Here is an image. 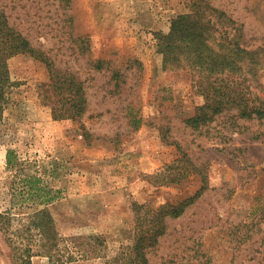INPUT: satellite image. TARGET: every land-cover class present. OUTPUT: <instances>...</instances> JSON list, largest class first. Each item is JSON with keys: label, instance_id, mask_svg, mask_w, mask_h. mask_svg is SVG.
<instances>
[{"label": "rangeland", "instance_id": "rangeland-1", "mask_svg": "<svg viewBox=\"0 0 264 264\" xmlns=\"http://www.w3.org/2000/svg\"><path fill=\"white\" fill-rule=\"evenodd\" d=\"M207 1L244 25L250 49H264V0ZM194 3L0 0L10 25L86 81L83 121L56 120L42 98L47 66L19 54L7 61L0 102V211L26 217L46 207L62 236L105 238L104 257L70 248L77 256L64 264H108L133 241L136 203L157 209L185 200L183 214L166 219L151 264H264V121L223 114L193 125L204 98L191 72L165 58L172 21ZM257 57L253 81L264 95V50ZM99 60L102 71L94 67ZM178 171L187 176L170 182ZM34 176L49 193L24 189ZM9 253L0 234V264H12ZM33 264L50 260L35 256Z\"/></svg>", "mask_w": 264, "mask_h": 264}, {"label": "trees", "instance_id": "trees-1", "mask_svg": "<svg viewBox=\"0 0 264 264\" xmlns=\"http://www.w3.org/2000/svg\"><path fill=\"white\" fill-rule=\"evenodd\" d=\"M164 40L165 58L191 72L193 83L204 98L190 123L199 127L223 114H232L236 119L264 121L263 91L253 81L257 77V54L264 49L248 47L243 24L207 0H195L191 13L179 15L172 21L171 30ZM82 49L88 50L85 46ZM19 54L33 57L47 66L50 81L43 85L42 98L44 104L51 108L54 119L83 121L90 108L86 81L74 71L59 68L47 52L36 48L10 25L0 8V102L6 100L7 61ZM104 64L99 60L94 67L102 71ZM122 77L117 71L111 77V80H117V92H120L119 80ZM84 137L89 140L92 136L85 131ZM11 159L9 154V164ZM24 168L19 167V173ZM186 176L187 173L178 171L170 182H180ZM39 181L35 176L24 179V189L28 193H49L46 187L41 188ZM50 199L47 197L41 203L46 204ZM190 202L165 204L157 209L136 203L133 206L137 213L133 241L108 264H151L149 253L166 234V219L181 216ZM0 234L10 247L12 264H33L35 256L48 257L50 264H64L67 256L69 259L77 256L67 252L70 248L82 257L101 258L106 255L107 245L102 235L64 237L46 207L26 217L18 215L12 208L0 211Z\"/></svg>", "mask_w": 264, "mask_h": 264}]
</instances>
